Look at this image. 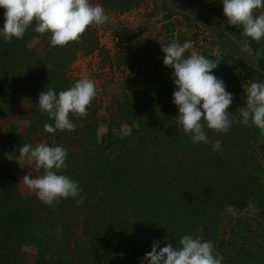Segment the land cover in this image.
Segmentation results:
<instances>
[{
  "label": "trees",
  "instance_id": "1",
  "mask_svg": "<svg viewBox=\"0 0 264 264\" xmlns=\"http://www.w3.org/2000/svg\"><path fill=\"white\" fill-rule=\"evenodd\" d=\"M98 1L107 14L118 15L140 2ZM161 5L166 10L162 17L166 38L139 42L128 36L110 59L111 66L122 72L138 66L140 88L121 85L120 98L108 116L98 115L93 102L83 118L71 115L74 131H44V124L52 121L40 111L38 94L46 87L59 92L73 86L66 70L80 53L98 51L101 65L109 60L93 25L78 41L63 47L51 46L48 34L32 27L22 39L0 38V118L7 117L19 100L24 107L16 118L28 122L22 131L11 122L0 133V162L9 167L0 174V264H26L23 245L35 248L32 264H140L154 240L161 241L160 247L166 243L178 247L185 234L211 241L223 264H264V134L254 125L235 121L227 134L205 127L210 141L222 142V152H213L211 143L193 144L177 125L172 69L162 63L161 45L189 40L195 45V39L183 31L174 34L169 20L177 13L169 7L178 12L192 8L182 14L185 28L205 17L194 0H161ZM204 10L222 24L220 44H232L217 55H199L218 65L213 72L233 94L227 111L235 117L246 103L249 82H264V40L251 41L242 28L228 25L220 0H207ZM222 38H227L225 43ZM31 39L39 41L40 49L18 56L15 48L25 47ZM246 40L251 52L239 50ZM229 77L239 78L241 86L231 85ZM42 139L67 149L63 173L79 182L82 204L69 198L51 208L35 193H19L14 173L20 167L18 148ZM250 203L259 209L254 215Z\"/></svg>",
  "mask_w": 264,
  "mask_h": 264
},
{
  "label": "clouds",
  "instance_id": "2",
  "mask_svg": "<svg viewBox=\"0 0 264 264\" xmlns=\"http://www.w3.org/2000/svg\"><path fill=\"white\" fill-rule=\"evenodd\" d=\"M222 14L228 25L242 28L243 35L251 41L264 40V0H220ZM4 23L0 26V38L11 42L13 38L22 39L32 27L36 33L48 34L50 45L63 47L78 41L91 25H103L109 21L101 3L91 0H0ZM192 41L183 44L171 42L161 45L162 63L171 68V79L175 90L172 103L177 107V125L189 134L193 144H209L213 152H222V142L209 140L205 127L218 134H227L233 122L242 125H254L264 134V82H249L246 103L239 107L238 116L227 109L232 104L233 94L227 91L225 82L218 78L213 70L218 65L195 52L185 56L192 48ZM244 49L251 52L248 41ZM259 56L260 54L257 53ZM96 96L93 80L84 77L65 90L57 92L46 87L38 94V106L46 113L52 123L44 124V131H74L76 125L71 115L83 118L88 106ZM67 149L62 146H49L39 143L35 147L25 143L18 148L16 162L34 165L43 170L42 175H25L22 179L28 189L35 193L43 204L55 208L64 199H73L77 205L85 197L81 195L79 182L63 173L67 168ZM250 214L259 209L255 203L248 205ZM236 215L233 206L227 209ZM154 240L140 264H223V256L214 252L209 240L190 234L182 235L179 246ZM159 249V250H158Z\"/></svg>",
  "mask_w": 264,
  "mask_h": 264
},
{
  "label": "rangeland",
  "instance_id": "3",
  "mask_svg": "<svg viewBox=\"0 0 264 264\" xmlns=\"http://www.w3.org/2000/svg\"><path fill=\"white\" fill-rule=\"evenodd\" d=\"M194 1L195 4H197V8L203 11L205 19L196 20L193 22V26L185 28L181 20L182 14L190 13L192 8H187L178 12L175 10L176 8H171L170 6L169 11H176L177 13V15L169 20V22L173 23L175 26L174 34L178 31H183L187 33L188 36L194 37L195 45L189 49L190 54L193 52L197 54L207 52L217 55L221 49L224 47L229 48V45L232 44L230 42H227L228 44L224 45L220 44V40L218 39V29L219 27H222V24L211 13L204 10V4L207 3V0ZM91 2L93 4L99 3L98 0H91ZM162 7L161 0H140L137 8L124 14L118 15L109 13V21L107 23L103 25H93V29L95 30L99 41V46L105 51L109 60L101 65V55L98 51L88 55L80 53L68 66L66 75L72 82H76L84 77H88L95 82L96 96L92 102L97 106L98 115L108 116L107 114H109L112 103L120 98L121 85L129 83L130 86L135 89L140 88L139 80L135 75V70L138 66H135L133 71L125 69L123 70L124 72H122L120 69L111 66V60L114 53L118 51L119 48L123 47L125 38L128 36L132 37L134 41L139 42L147 39L161 40L166 38V31L164 32V29L162 28V25H164L162 17L166 10ZM222 39L223 42L227 40V38ZM40 46L41 45L37 39H31L25 47L17 46L15 51L18 56L22 57L27 50H39ZM146 48L150 49V46H145V49ZM239 50L245 52V49L241 46H239ZM143 54L145 55V53ZM229 79L231 85H234L235 87L239 85L241 86V80L239 78L229 77ZM23 107L22 102L17 100L14 103L11 113L5 118H0V133L11 122H15L18 129L21 131L28 126V122L16 118V114L21 111ZM104 128L105 127L102 124L100 126V131L102 132ZM42 142L45 143L44 139L35 141L33 147ZM8 168L6 162H0V174L7 172ZM14 173L19 193L23 196L34 194V192L30 191L27 185L22 181L23 177L29 173L32 176L41 175L38 173V170L34 165L24 164L23 167L20 166L16 169ZM1 194L2 192L0 191V195ZM227 231L228 230L225 229V232ZM23 250L27 254L26 258L28 261L26 264H32L31 259L35 253V248L31 245H23Z\"/></svg>",
  "mask_w": 264,
  "mask_h": 264
}]
</instances>
